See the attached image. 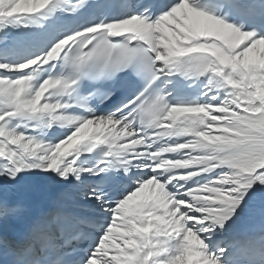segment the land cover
<instances>
[{"label":"snow or ice","instance_id":"snow-or-ice-1","mask_svg":"<svg viewBox=\"0 0 264 264\" xmlns=\"http://www.w3.org/2000/svg\"><path fill=\"white\" fill-rule=\"evenodd\" d=\"M0 264H264V0H0Z\"/></svg>","mask_w":264,"mask_h":264}]
</instances>
